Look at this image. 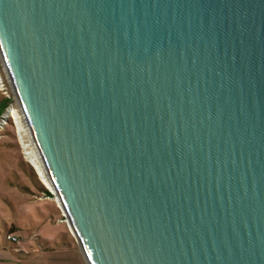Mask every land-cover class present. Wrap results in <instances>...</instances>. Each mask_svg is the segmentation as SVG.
Masks as SVG:
<instances>
[{"label": "water", "instance_id": "obj_1", "mask_svg": "<svg viewBox=\"0 0 264 264\" xmlns=\"http://www.w3.org/2000/svg\"><path fill=\"white\" fill-rule=\"evenodd\" d=\"M0 59L88 264H264V0H0Z\"/></svg>", "mask_w": 264, "mask_h": 264}, {"label": "rangeland", "instance_id": "obj_2", "mask_svg": "<svg viewBox=\"0 0 264 264\" xmlns=\"http://www.w3.org/2000/svg\"><path fill=\"white\" fill-rule=\"evenodd\" d=\"M54 197L25 158L16 125L1 115L0 264H88Z\"/></svg>", "mask_w": 264, "mask_h": 264}, {"label": "built area", "instance_id": "obj_3", "mask_svg": "<svg viewBox=\"0 0 264 264\" xmlns=\"http://www.w3.org/2000/svg\"><path fill=\"white\" fill-rule=\"evenodd\" d=\"M1 64H2V62H1ZM2 69L4 70L5 75H4ZM6 79H8V82H9V78H8L7 73H6V71L4 69V66L2 64L0 66V91H2V94L4 96L11 97V95L8 94V91H6L7 90ZM9 84H10V82H9ZM10 87H11V85H10ZM13 98H14V96H13ZM13 112H15V115L13 114ZM2 115H3L4 119L11 118L12 121L14 122V124L16 125L18 137H19L22 149H23V154H24L25 158L27 159V161L31 164V162L29 161L28 157L31 156L32 153H33V150H36V149H35L32 141H31V138L29 136L27 127H26V125L24 123V120H23V118H22V116H21V114L19 112V109L17 107L15 99L6 108V110L4 111V113ZM7 238L11 239L13 241L17 240V237L15 235H13L12 233L8 234Z\"/></svg>", "mask_w": 264, "mask_h": 264}, {"label": "bare ground", "instance_id": "obj_4", "mask_svg": "<svg viewBox=\"0 0 264 264\" xmlns=\"http://www.w3.org/2000/svg\"><path fill=\"white\" fill-rule=\"evenodd\" d=\"M13 114L15 115V112H13ZM28 159H29V161L31 162V164H33L34 169L36 170V172H37V174H38L40 180L43 182V184H44V185H45V186H46V187H47L52 193L55 194V191H54V189H53V187H52V185H51V183H50V181H49V178H48V176H47V174H46V172H45V170H44V168H43V166H42V164H41V161H40V159H39V156H38L37 151H36V150H33L32 155L29 156ZM53 199H54V201H56V202L58 203V205L61 206V204H60V202H59V200H58L56 194H55V197H54ZM61 208H62V207H61ZM68 223H69V222H68ZM69 227H70L71 231L74 233V231H73V229H72L70 223H69ZM74 235H75V233H74Z\"/></svg>", "mask_w": 264, "mask_h": 264}, {"label": "trees", "instance_id": "obj_5", "mask_svg": "<svg viewBox=\"0 0 264 264\" xmlns=\"http://www.w3.org/2000/svg\"><path fill=\"white\" fill-rule=\"evenodd\" d=\"M14 101L13 96L7 97L3 94L0 95V116L4 113L6 108Z\"/></svg>", "mask_w": 264, "mask_h": 264}]
</instances>
